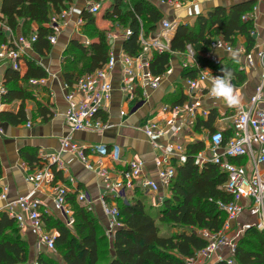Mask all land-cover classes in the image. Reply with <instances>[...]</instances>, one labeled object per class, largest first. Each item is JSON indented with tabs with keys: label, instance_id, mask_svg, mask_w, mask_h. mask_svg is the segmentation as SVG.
I'll return each mask as SVG.
<instances>
[{
	"label": "trees",
	"instance_id": "1",
	"mask_svg": "<svg viewBox=\"0 0 264 264\" xmlns=\"http://www.w3.org/2000/svg\"><path fill=\"white\" fill-rule=\"evenodd\" d=\"M74 0H1L0 2V44L9 37L5 31L8 27L13 33H22L29 37L36 34L32 46L40 55H46L52 49L49 37L55 34L51 26L52 15L59 16L68 11ZM98 1V0H95ZM163 2L174 0H113L104 12L105 18L115 21L123 28H130L132 35L123 42V51L135 56L141 50L139 34L141 28L145 33H157L164 19ZM257 0H235L228 5L217 4L206 13L199 14L193 23L179 22L170 41V50L154 52L150 60V72L161 77L169 69L174 54L187 52L188 46L193 50V59L200 68L213 65L204 55L209 51L214 38H221L235 44L237 36L246 40V50L255 45L254 20L242 17L254 11ZM89 36V43L80 39L70 41L66 50L63 66V80L73 85L82 75L103 67L110 53L107 32L96 27V18L89 12H83ZM79 55L81 62L75 60ZM25 60V59H24ZM235 61L228 68L238 82L245 80L246 74L239 70ZM226 67L222 64L218 67ZM200 68L187 67L181 72L182 79L194 78ZM48 76L45 68L35 60L26 58L25 70H14L7 67L5 71L2 103L11 104L19 100L16 111L3 110L0 120L11 125L29 121L25 109L26 100L34 102L38 116L47 120L53 116L49 105L36 100L24 83L30 79H41ZM188 100L182 86L170 94L165 101L172 106H182ZM217 113L211 112L208 118L198 117L194 132L203 129L214 131L213 126ZM107 119V114H102ZM205 147L203 141L187 144V159L178 163L173 159L176 173L166 195L159 206L148 205L142 194L121 198L108 195L116 203L121 225L107 233L99 218L78 202L77 194L68 193L67 204L72 207L75 222L66 225L65 220L53 218L42 213L41 220L46 231H55L54 254H40L38 264H185L186 259L193 257L208 244V239L200 231L219 232L225 223L226 214L219 207V202H230L232 196L223 185L226 175L220 172L217 165L207 162L202 168L196 163V157ZM24 161L34 168L44 167V161L36 153H22ZM240 162V160H236ZM49 166L55 174V183L64 181L61 171L55 165ZM3 166L0 159V178ZM28 243L20 235L18 222L0 212V264H27ZM235 264H264V229L249 226L239 237L233 255ZM214 264H228L221 259Z\"/></svg>",
	"mask_w": 264,
	"mask_h": 264
},
{
	"label": "built area",
	"instance_id": "2",
	"mask_svg": "<svg viewBox=\"0 0 264 264\" xmlns=\"http://www.w3.org/2000/svg\"><path fill=\"white\" fill-rule=\"evenodd\" d=\"M176 1H161V4H172ZM103 6L104 0H89L86 3V9L93 15L102 13ZM242 18L244 20L253 18L254 20L255 13L253 11ZM58 23L59 17L52 16L50 25L55 28V31L58 28ZM82 24L83 20L80 19L77 25ZM177 25V20L163 19L157 33H145L141 28L139 34L141 50L137 55L129 56L124 53L119 56L110 50L108 60L103 67L82 75L73 85L64 83L65 98L68 103L65 121L72 132L101 133L107 128L106 120L103 119L102 114L112 99L114 89L112 78L119 63L125 65L120 73V89L124 94L123 100L142 103L148 100L149 90H155L160 86V78L155 77L150 72V60L154 52L170 50V41ZM5 31L9 39L0 44V66L4 64L14 70H20L22 60L26 57L25 48L33 44L36 40V34L32 33L26 37L20 32L18 34L13 33L8 27L5 28ZM131 35L132 30L130 28L125 29V39ZM252 35L256 40V30L252 31ZM49 39L54 43L56 33ZM86 43H89V40ZM234 50V45L231 42L219 37L214 38L209 51L204 55L213 65L200 68V64L193 59L191 46H188L187 55L193 59V65L190 66L183 62V69L187 67L200 68L196 77L187 78L184 83L187 97L195 99V102L191 105L182 106L161 104L158 110L170 114L171 119L162 121L149 119L144 129L146 136L152 140L159 151L155 158L158 181L150 178L146 173V162L141 158H134L129 162L122 163L121 158L117 154H113V150H109L105 144H94L89 147L92 153L98 152L104 156H110L115 162L114 166L116 167H113L111 171L106 168L107 172L103 171L99 174L103 180V195H115L125 199L126 195L130 191H134L137 185L149 193L157 194L159 190L164 192V186L169 191L176 173V167L172 160L174 159L177 164L186 162L187 145L173 140L154 142L153 139L177 134L182 128L193 130L198 117H209L213 110L206 109L198 114V95L205 94V90H207V94L210 96V87L206 88L203 84L209 82L213 76L220 75L218 67L222 64V60L216 55V51L231 53ZM239 50L245 53V61L240 65L239 70L247 74L248 70L259 67L263 70V74L247 101H242L240 98L241 103L238 106H228L222 100L210 96L223 106L224 110L221 111L220 115L222 120L230 122V132L226 135L222 128L210 132L204 140L210 156H206L203 149L196 157V163L200 168L205 163L211 162L226 175L227 179L223 188L232 196V200L219 202V207L226 214L223 228L217 233L202 230L201 234L208 239V244L193 257L186 259L185 264H214L221 259H227L228 264H235L233 255L240 237L237 222L244 214L255 219L253 226L264 229V39L258 45L255 42L250 51L243 47H240ZM205 69L210 72L205 71ZM30 82L38 84L39 82L43 83L44 80L42 78L31 79ZM232 84L240 96L234 80H232ZM77 95H80L79 99L76 98ZM124 113L125 111H122V114ZM61 149L76 153L87 168L93 167L92 163L87 160L88 157L85 153L87 147L78 143L71 136L62 139ZM58 160L59 155L50 156V162L55 163ZM236 160H240V162H236ZM110 172L115 173V176L111 175ZM26 179L36 187L41 185L52 186L54 201L62 212L66 225L73 226L75 218L66 201V196L69 193L68 187L58 182L55 183V174L52 169L46 165L28 174ZM0 196L6 199V192ZM165 197L166 194L164 195V193L158 196L157 206L162 204ZM78 199L80 202H84L86 196L80 194ZM40 205V199L25 195L7 202L1 207L0 212L7 213L21 226L29 222L38 234V246L54 253L56 234L45 230L40 218ZM104 214L109 222L107 233L111 234L115 228L121 225L116 204L105 205ZM225 249H227L228 255L223 258L222 254ZM35 264H38V261Z\"/></svg>",
	"mask_w": 264,
	"mask_h": 264
},
{
	"label": "crops",
	"instance_id": "3",
	"mask_svg": "<svg viewBox=\"0 0 264 264\" xmlns=\"http://www.w3.org/2000/svg\"><path fill=\"white\" fill-rule=\"evenodd\" d=\"M88 1L74 0L71 8L65 11L63 15L58 16L59 23L55 32L56 41L52 43V49L46 55L37 54L32 44L25 48L26 57L24 58L25 60H22L21 71L25 70L26 58H31L46 69L48 76L42 78L44 80L43 83L32 84L30 79L24 85L28 87V90L36 97V100L49 105L53 116L44 120L42 116H38L34 102L26 100L25 109L29 117L28 122L14 126L0 120V159L3 166V175L0 178V195L3 192H6L7 195L6 199L0 196V209L9 201L17 199L20 196L29 195L32 198L41 200V214L45 213L53 218L64 220L62 212L54 201L53 187L49 185L36 187L27 181V175L39 169L28 165L22 158V153L29 151L30 153H36L44 161V166L49 164L55 165L61 171L64 178V181L59 180L58 183L66 185L70 194L75 193L78 196L84 194L86 200L80 202L78 199L77 201L87 206L99 218L106 230H108L109 222L104 214V206L115 202L103 195V180L99 174L103 171L107 172L106 168H108V171H111L116 166H114L115 162L110 156H104L98 152L92 153L89 147H92L94 144H105L109 150H113V154H117L121 158L122 163L129 162L134 158H141L146 162V173L150 178L158 181L155 158L159 151L154 146L152 140L146 136L144 129L149 119L153 118L154 121L171 119L170 114L160 112L158 109L164 103L172 105L165 100L170 94L175 93L179 86H182L183 92L186 95L185 79L181 77L183 70L182 63L186 62L191 66L193 65V59L187 55V52L174 54L170 60L169 69L159 77L160 86L155 90H149L150 96L144 103L140 101L125 102L123 100L124 94L120 89V73L125 65L119 63L114 70L112 78L114 87L112 99L105 109L107 128L101 133L72 132L65 121L68 103L65 98L66 89L63 80V66L70 41L80 39L86 42L89 40L88 38L86 40V37L80 32V30L88 28L82 16L84 11L88 12L86 9ZM104 1L106 2V0ZM231 2H235V0H205L204 4H200L199 0H177L172 4L162 5L161 9L164 13V19L170 21L177 20L178 23L181 21L193 23L199 14L206 13L209 8L217 4L228 5ZM110 5L106 8L104 7V10L110 7ZM254 13L256 45H258L264 39V0H257ZM94 16L96 18V27L101 30L110 29V26L113 25L111 20L105 18L103 11ZM80 19L83 20V24L78 26L77 22ZM115 25H118V23L116 22ZM124 32L125 28L122 26H116V28L107 31L111 51L119 56L124 54L122 47L125 40ZM233 45L235 49L233 52L216 51V55L221 58L222 66L225 65V68H232L235 61H238L239 65L237 68L239 69L240 65L245 61V53L239 49L240 47L246 49V40L243 36L238 35ZM6 69V65L0 66V112L3 110L16 111L21 104L19 100L11 104L2 103V92L6 88L4 85ZM262 74L263 70L256 67L248 70L245 80L242 82H238L236 76H233L242 101H247L253 93ZM203 85L206 88L210 87L209 82H205ZM198 96V114L206 109L213 110V112L217 113L213 126L215 129H224L225 134L228 135L230 132V122L222 120L220 113L224 109L220 102L210 98L207 90H205V94H199ZM76 98L79 99L80 95H77ZM193 102H195V99L188 98L184 105H191ZM122 111H125V113L122 114ZM210 132L212 131L203 129L200 133H195L194 129L182 128L177 134L155 138L153 141L165 142L166 140H173L187 145L197 140L204 142ZM66 136H71L78 143L87 147L85 153L88 157V162H91L93 165L92 168H87L86 164L81 161L76 153L61 149V141ZM204 150L205 155L210 156L206 146ZM53 155H59V160L55 163L50 162V156ZM110 173L115 176V173ZM139 187L137 185L136 189L130 191L127 196H133ZM141 189L143 190V188ZM164 189V192H162L163 190H159L157 194L146 192L148 196H144L145 201L149 200V205L157 206L158 196L163 193L164 195L169 194L166 186H164ZM69 208L71 209L72 207L69 206ZM241 218L248 221H253L254 219L247 214H244ZM18 226L21 237L28 243L27 264H35L40 254L52 253L38 246V234L29 222L24 226L19 224ZM51 232L55 233L53 230ZM222 255L223 258L227 257V249L224 250Z\"/></svg>",
	"mask_w": 264,
	"mask_h": 264
},
{
	"label": "clouds",
	"instance_id": "4",
	"mask_svg": "<svg viewBox=\"0 0 264 264\" xmlns=\"http://www.w3.org/2000/svg\"><path fill=\"white\" fill-rule=\"evenodd\" d=\"M199 2L200 4H204L205 0H199ZM205 71L210 72L207 69ZM221 71L222 75L213 76L209 81L210 96L222 100L228 106H238L241 100L232 84L233 72L225 67Z\"/></svg>",
	"mask_w": 264,
	"mask_h": 264
},
{
	"label": "rangeland",
	"instance_id": "5",
	"mask_svg": "<svg viewBox=\"0 0 264 264\" xmlns=\"http://www.w3.org/2000/svg\"><path fill=\"white\" fill-rule=\"evenodd\" d=\"M112 2H113V0H106V2L104 1V6H103V7L106 8L109 4H112ZM105 8H104V9H105ZM104 9H103V12L107 11V10H104ZM114 22H115V21H112V24H113V25L110 26V29H114V28H116V26H120V24L115 25ZM110 29H107V30H105V31H106V32H107V31H110ZM80 32L83 34L84 37H86V40H87V38L89 39L90 34L92 35L91 30L88 31V28L83 29V30H80ZM78 56H79V55H76L75 60H79V61H77V62H81ZM136 194H142L143 196H148V194H147L144 190H142L141 188H138V192H137ZM144 194H145V195H144ZM127 195H128V194H127ZM146 203L149 205V200L146 201ZM253 223H254V219H253V221H248L247 219L242 220V218H240V219L238 220V223H237V227L239 228V234H240V236L243 234V232L245 231L246 228H248L249 226H253V225H252ZM244 228H245V229H244ZM53 254H54V253H53Z\"/></svg>",
	"mask_w": 264,
	"mask_h": 264
}]
</instances>
